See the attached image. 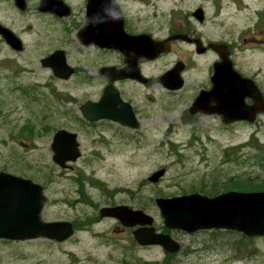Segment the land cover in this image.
Here are the masks:
<instances>
[{
	"label": "rangeland",
	"instance_id": "obj_1",
	"mask_svg": "<svg viewBox=\"0 0 264 264\" xmlns=\"http://www.w3.org/2000/svg\"><path fill=\"white\" fill-rule=\"evenodd\" d=\"M32 12L28 9L20 14L10 2L0 3L1 24L12 25L14 29L31 27L25 54L11 53L0 41V170L39 183L45 196L42 219L74 222L75 234L60 244L41 239L0 241V264L167 262L159 248L135 249L128 240L106 232L112 225L110 220L92 227L93 213L114 202L144 209L160 225L152 202L158 194L172 196L199 191L213 182L212 186L227 183L231 177L235 182L248 183L249 191L262 190L258 187L264 181H256L261 174L259 168L221 165L219 149L239 145L246 154L244 144L252 131L264 143V122L258 129L237 127L221 131L203 127L201 119L190 118L184 111L193 94L191 89H196L193 84L196 81L189 80L169 99L173 107L166 106V113L159 112L155 128L109 133H104L108 128H102L100 138H96L89 130L66 124L71 120L67 113L77 111L78 105L93 92L90 88H72L70 82L58 83L40 68L37 59L45 48L34 37L42 22ZM159 68H162L160 64ZM56 90L72 93L74 98H67L62 113L57 110L56 114L55 106L51 114H46L47 104H56L55 98H63L57 96ZM61 128L75 132L81 144L82 156L75 163L73 175L64 176L51 161V137ZM195 138L197 145H189L188 140ZM162 167L166 169L164 177L156 185L149 184L146 179ZM95 180L102 186H91L90 182ZM219 232L217 235L211 231L192 235L175 233L173 236L181 243L182 252L170 264H264L263 239H252L240 252H232L226 242L239 237Z\"/></svg>",
	"mask_w": 264,
	"mask_h": 264
},
{
	"label": "flooded vegetation",
	"instance_id": "obj_2",
	"mask_svg": "<svg viewBox=\"0 0 264 264\" xmlns=\"http://www.w3.org/2000/svg\"><path fill=\"white\" fill-rule=\"evenodd\" d=\"M4 1L10 2L20 14L33 10L34 16L42 22L34 37L45 51L48 48L37 59L41 69L48 71L58 83L70 82L72 88H90L93 93L87 95L82 104L98 102L108 88L111 112L123 121L136 122L134 130L107 119L88 122L80 114L82 104L78 105L77 111L67 113L71 120L66 124L89 130L96 138H100L102 128H108L104 133H109L111 130L138 131L141 127H158L159 112L166 113V106L172 108L169 99L175 97V92L164 89L160 79L174 66L181 69L184 86L189 80L196 81L193 84L197 89H191L193 94L184 107L187 114L196 96L201 91L211 90L215 66L223 61L230 63L231 70H222L250 80L264 98V0H115L114 7L120 14L116 21L109 19L105 12L113 6L110 0H22L23 10L18 8L16 0H0V3ZM93 18L103 22H94ZM3 26L20 40L23 51L11 50L0 38L1 43L11 53L22 55L31 27ZM143 44L148 45L145 50L141 47ZM217 49L227 59H222ZM53 54H56L54 63L61 60L66 70H71L67 79L52 77L51 71L42 66V61ZM29 63L33 61L29 60ZM121 71L129 76L120 78ZM136 75L140 80L132 78ZM56 93L60 97L74 98L69 92L56 90ZM223 101L220 99L219 104ZM204 102L214 107L217 99L205 96ZM243 104L249 107L252 100L244 98ZM62 106L63 99L58 98L60 113ZM189 117L201 119L205 128L221 131H232L237 127L258 129L264 122V114L257 115L252 123H225L226 114L198 113ZM79 149L82 152L80 142ZM61 172L64 176L73 175L76 167L73 165L72 169ZM91 218L94 221L92 227L103 221L98 212ZM107 220L112 225L106 232L115 238H130L131 232L137 229L124 228L116 219ZM155 230L161 231L156 226ZM181 252L180 244L178 253L164 256L170 263Z\"/></svg>",
	"mask_w": 264,
	"mask_h": 264
},
{
	"label": "water",
	"instance_id": "obj_3",
	"mask_svg": "<svg viewBox=\"0 0 264 264\" xmlns=\"http://www.w3.org/2000/svg\"><path fill=\"white\" fill-rule=\"evenodd\" d=\"M0 34L11 48L21 50L20 42L10 32L0 27ZM155 45L158 46V44ZM141 47H145L143 49L145 50L148 45L143 44ZM217 51L222 59H226L225 54H221L220 50ZM55 56L56 54H53L43 60L42 65L51 68L55 77L67 78L71 71L66 70L61 60L54 63ZM59 56L61 58V54ZM222 69L231 70L229 62L223 61L215 67L211 78V91L206 95L200 94L189 112L191 114L202 112L208 115L221 113L222 106L218 104V100L227 98L235 103L229 110L230 120L251 121L257 113L264 112V102L254 85L250 81L241 79L236 73ZM62 71H64L63 74ZM178 72V69H172L161 78L165 88L178 90L182 86ZM128 76L124 71L119 72L120 78ZM132 78L140 80L137 75ZM227 91L229 96L226 94ZM245 95L253 100L254 104L250 108L241 105ZM205 96L216 98L217 104L214 107L205 105L203 103ZM108 97L109 90L105 89L99 102L82 106L80 110L83 117L89 121L110 119L134 128L136 124L123 121L111 112ZM51 150L52 160L61 168L66 167L65 162H74L80 155L76 135L64 130L57 131L53 135ZM163 174L164 169H161L149 177L148 181L156 183ZM43 201L42 188L39 185L1 172L0 239L22 241L44 238L62 242L69 238L73 233L69 223H45L40 220ZM155 204L167 229L181 230L186 233L219 229L235 231L247 237H264V192H226L213 198L191 194L175 198H158ZM100 213L103 217L117 218L126 227L142 225V229L133 232L136 243L141 246L157 245L171 253L178 250V245L169 236L154 233V229L150 227L152 218L142 211H134L122 206L105 208Z\"/></svg>",
	"mask_w": 264,
	"mask_h": 264
},
{
	"label": "trees",
	"instance_id": "obj_4",
	"mask_svg": "<svg viewBox=\"0 0 264 264\" xmlns=\"http://www.w3.org/2000/svg\"><path fill=\"white\" fill-rule=\"evenodd\" d=\"M254 165L261 169V170H264V145H259V144H256L255 145V154H254ZM215 183V182H213ZM210 184L207 188H203L201 193H203L204 195H207V196H211V195H216L217 192L219 191H225L227 189H233L238 183H232L231 181H229L228 183H221L219 184L218 186H212L213 185ZM238 185H241V184H238ZM243 186H246V190L247 188H251V186L249 185H243ZM260 189H264V185L261 186V187H258ZM207 190V191H205ZM191 192H194V191H191ZM183 194L186 193V192H182Z\"/></svg>",
	"mask_w": 264,
	"mask_h": 264
},
{
	"label": "clouds",
	"instance_id": "obj_5",
	"mask_svg": "<svg viewBox=\"0 0 264 264\" xmlns=\"http://www.w3.org/2000/svg\"><path fill=\"white\" fill-rule=\"evenodd\" d=\"M110 4L113 6L105 9V12L107 16L109 17V19H111L112 21H116L119 19V15H120L119 10L114 7L115 0H110ZM93 19H94V22H103L102 19L101 20H97V18H93Z\"/></svg>",
	"mask_w": 264,
	"mask_h": 264
}]
</instances>
